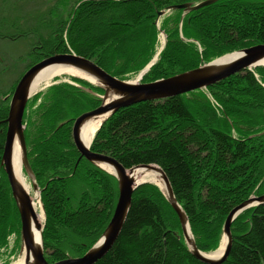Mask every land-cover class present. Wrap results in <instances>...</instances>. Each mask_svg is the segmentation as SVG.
<instances>
[{
    "label": "trees",
    "instance_id": "16d2710c",
    "mask_svg": "<svg viewBox=\"0 0 264 264\" xmlns=\"http://www.w3.org/2000/svg\"><path fill=\"white\" fill-rule=\"evenodd\" d=\"M188 1L200 0H80L66 18L55 7L40 18L45 33L37 25L29 35L23 31L10 37L38 38L24 70L71 50L125 79L151 60L161 29L165 45L144 82L264 43V0H217L183 17L182 9L169 10L158 28L161 9ZM67 78L102 93L85 80ZM17 80L0 87V248L20 231L1 165L8 101ZM99 104V98L66 81L37 92L26 104L27 157L45 211L42 241L49 263L82 255L102 234L117 201L116 179L80 157L71 137L73 120ZM263 131L264 66H258L205 89L120 108L96 130L90 149L113 156L125 168L158 165L187 216L197 248L209 252L220 246L230 210L264 193ZM230 231V250L220 264H264V203L242 211ZM93 264L208 263L189 252L176 213L160 188L147 182L134 190L117 238Z\"/></svg>",
    "mask_w": 264,
    "mask_h": 264
},
{
    "label": "water",
    "instance_id": "95a60500",
    "mask_svg": "<svg viewBox=\"0 0 264 264\" xmlns=\"http://www.w3.org/2000/svg\"><path fill=\"white\" fill-rule=\"evenodd\" d=\"M217 0H201L197 3L186 2L174 4L168 9H184L186 12L199 9L216 2ZM164 11H160L162 14ZM236 54L231 60L224 57ZM264 43L256 44L240 50L232 51L212 59L209 62L199 65L196 68L150 82H141L143 74L154 63L152 60L139 73L135 80L120 79L106 72L96 63L73 52L56 53L47 56L30 66L16 83L9 100L8 114L6 118V134L1 157V165L7 176L12 198L20 216V250L25 245V264H93L101 258L114 243L128 214L132 194L142 183L151 182L142 179L147 173L158 176L163 186L156 184L161 189L166 201L176 213L184 241L189 252L198 260L208 264H220L229 253L231 246L230 227L234 219L245 209L264 203V193L253 196L233 207L223 223V249L220 255L203 252L197 248L187 216L175 198L169 179L165 172L156 164H138L130 168H125L113 156L105 153L92 151L89 145H85L80 138L82 125L91 118L103 116L100 124L118 109L133 105L135 103L160 100L175 95L184 94L193 90L203 89L217 83L228 76L243 69H251L264 65ZM49 65H61L71 67L81 75H76L96 86L104 92L98 95L101 103L96 108L78 115L71 127V137L80 157H84L99 168L113 175L117 182L118 197L108 224L99 238L80 256L66 257L65 259L49 263L44 257L42 241L43 223L37 220L35 210L32 205V198L25 190L22 183L17 178L13 166V151L17 145L21 152V167L29 177L32 188L36 192V199L41 206L43 220L45 212L40 200L38 186L35 182L34 173L30 167L26 152V142L24 137L23 114L28 99L37 92L31 88L32 82L37 73ZM73 74V73H72ZM75 75V74H74ZM90 78H86V77ZM89 92H91L88 89ZM264 133L261 132L260 134ZM92 141V140H91ZM154 183V182H152ZM38 192V193H37ZM39 230L40 240L37 241L34 230Z\"/></svg>",
    "mask_w": 264,
    "mask_h": 264
},
{
    "label": "rangeland",
    "instance_id": "374dc122",
    "mask_svg": "<svg viewBox=\"0 0 264 264\" xmlns=\"http://www.w3.org/2000/svg\"><path fill=\"white\" fill-rule=\"evenodd\" d=\"M78 1L80 0H0V87L2 89L9 88L31 62L32 57L29 52L30 50L32 51L33 47H36L34 43L38 38L32 34V38L27 36L33 29H36L35 27L37 25L40 26L37 28L39 32L45 33L44 28H42L39 22L40 18L47 17L54 7L60 10V13H58L60 15L58 16L66 18L71 6L75 3L74 6L76 7ZM168 13L169 11L165 13V16ZM58 16H56V18ZM163 17L164 14L159 16V24ZM30 28L33 29L30 31ZM23 31L28 35L10 37V35L14 33H23ZM164 38V33H159V43L157 44L156 51L159 47H162ZM69 75L70 74L67 73L59 76L57 80L54 78L49 84L63 80ZM136 76L137 75H130L128 78L135 79ZM46 88L47 86H45L42 91ZM26 178L27 181L30 182L27 176ZM30 192L32 195L34 194L31 186ZM253 196L255 195L251 197ZM19 243V234L13 232L8 236L6 246L0 248V264L15 263V259L18 257Z\"/></svg>",
    "mask_w": 264,
    "mask_h": 264
},
{
    "label": "bare ground",
    "instance_id": "6f19581e",
    "mask_svg": "<svg viewBox=\"0 0 264 264\" xmlns=\"http://www.w3.org/2000/svg\"><path fill=\"white\" fill-rule=\"evenodd\" d=\"M235 55L236 54L226 56V57H224V59L231 60ZM262 62L264 63V59L261 61V63ZM64 73H73V74L82 76V73L79 74L77 71L73 70L71 67H66V66H61V65H49L47 67L42 68L37 73L35 79L32 82L31 88L33 89V91L38 90V89L42 88L43 86L48 85L49 82H51L55 77L61 76ZM84 77H86V76H84ZM86 78H88V77H86ZM88 79H90V78H88ZM130 80H134V79H130ZM102 118H103V116L100 118L88 119L82 125L81 131H80V138L85 145H89V143L91 142L97 127L99 126L100 122L102 121ZM20 157H21V152H20L19 147L16 145L14 147V151H13V166L15 169V173L17 175V178L19 179V181L22 183L23 187L25 188V190L31 195L30 182L27 181V178L22 171ZM142 179L150 180L151 182H154L156 184H160L161 186H163L162 180L158 176H156L152 173H147ZM32 205H33V208L35 210L37 220L41 221L43 219V213H42V209L40 208L39 202L37 201V199L32 200ZM34 233H35V237H36L37 241H39L40 240L39 230L35 228ZM222 249H223L222 246H220L213 253L212 256L220 255V253L222 252ZM25 255H26V248L24 245L21 248V250L19 249L18 257L15 259L14 264H25Z\"/></svg>",
    "mask_w": 264,
    "mask_h": 264
}]
</instances>
